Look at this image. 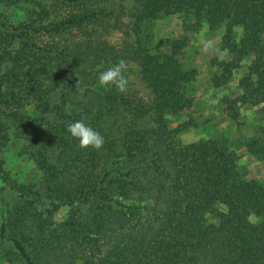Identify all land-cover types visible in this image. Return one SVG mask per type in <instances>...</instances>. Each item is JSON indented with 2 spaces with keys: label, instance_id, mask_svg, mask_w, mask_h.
I'll use <instances>...</instances> for the list:
<instances>
[{
  "label": "trees",
  "instance_id": "trees-1",
  "mask_svg": "<svg viewBox=\"0 0 264 264\" xmlns=\"http://www.w3.org/2000/svg\"><path fill=\"white\" fill-rule=\"evenodd\" d=\"M83 1L55 0L84 10L50 21L42 0H0L4 8L32 5L38 11L17 24L0 15V150L12 139L25 143L23 151L42 171L39 185L53 205L43 217L29 200L39 197V190L14 185L20 200L0 226L1 256L8 264H264V181L240 177L238 157L224 138L177 142L173 117L180 114L181 92L192 73L176 57L179 46L171 53L156 52L150 33L155 20L172 16L193 28L225 27L222 51L228 59L213 83L226 85L240 62L253 58L241 79L243 91L225 99L235 119L239 106L264 102V0H135L136 41L120 58L137 62L151 96L147 105L99 85L100 72L112 63L98 71L87 68L94 64L87 56L91 42L60 43L73 30L94 35L89 27L111 15L104 8L86 9ZM235 27L243 31L239 41ZM40 35L47 37L45 45L37 43ZM82 74L93 81L92 107L76 112L70 89L51 115L56 88L75 84ZM117 110L147 116L150 125L115 135L104 127L103 113ZM81 119L104 137L102 149L82 150L68 133L67 124ZM247 149L264 162V142L251 139ZM68 157L79 162L78 174L62 181V160ZM102 160L106 167L97 176ZM63 205L70 212L55 222L53 213Z\"/></svg>",
  "mask_w": 264,
  "mask_h": 264
},
{
  "label": "rangeland",
  "instance_id": "rangeland-1",
  "mask_svg": "<svg viewBox=\"0 0 264 264\" xmlns=\"http://www.w3.org/2000/svg\"><path fill=\"white\" fill-rule=\"evenodd\" d=\"M42 1L48 4L51 13L50 21L81 14V11L84 10L79 7L80 5L70 7L59 5L54 2L55 0ZM82 4H86L85 8L88 10L104 8L111 15L109 18L98 22L99 24L95 27H89L94 29L90 31L91 33L95 32L94 35L89 33V36L86 34L81 36L76 30H73L69 35L64 36L65 39L59 38L60 43L91 42L92 45L89 49L91 55L88 54L87 56L94 64L93 66L85 64L91 70H100L103 63L116 64L121 59L120 54L123 50L130 48L136 41L131 24V13L136 7V1L84 0ZM33 11L38 12L32 5L10 9L4 8L0 4V15H4L8 21L14 24L25 21L30 15L35 16ZM225 32V27L217 30H209L206 26L193 28L188 25V22L177 16L159 18L150 26L152 49L156 52L171 53L173 45L179 46L176 57L182 68L192 73V80L185 85L181 92L183 106L180 114L173 117L175 122L172 127L178 131L177 142L180 145L215 138L226 139L229 149L235 152L238 157L236 164L240 177L244 180L264 181V162L251 155L247 149V142L251 139L264 142V102L255 106H239L238 116L235 119L230 116L229 108L225 102L227 98L235 99L243 91L241 79L247 75L253 58L241 61L239 67L232 71L231 79L226 85L217 86L213 83V77L220 74V64L228 59L226 53L222 51ZM233 36L236 41H239L243 37L242 29L235 27ZM36 41L39 45H45L48 39L46 36L40 35L36 37ZM94 46L100 50H106L107 53L98 51L95 53ZM113 56L117 57L116 61ZM127 62V75L130 77L128 90L125 93H120L114 86L107 88L108 90L112 89L115 94L131 100L142 101L147 105L150 103L151 96L140 79L137 62ZM87 75L89 74H82L79 77L81 81L80 90H76L77 82L68 87L64 86L66 82H63L56 88L51 101L53 106V109H50L51 115H55L56 107L62 105V94L70 89H73L75 95L71 97L74 99L73 104L65 105L67 111H70L71 104L76 112L92 107L89 105L88 97L92 96L91 93L94 90L93 85L91 86L93 81L91 76ZM88 87L91 92H88ZM85 92L88 93L87 97L83 96ZM27 109L36 115L32 106L27 107ZM106 112L103 113L105 115L103 117L104 127L115 135L124 134L131 129L146 128L150 125L147 116L137 118L127 114V110L121 111L122 115L119 114L118 110L109 114L110 116ZM55 117L56 120L59 118L58 116ZM24 144V142L12 139L6 148L0 150V226L4 223L8 210L20 200V195L13 188L14 185L31 186L33 191L39 190L41 197L30 195L29 200L43 217H47L49 211L53 210V205L39 185L43 182V173L29 155L24 153ZM85 160L87 157L81 159L80 162ZM62 161V164L66 162L61 177L63 178L62 181L74 180V176L78 174L76 168L79 167V162L69 157ZM104 162V160L100 161V165H97L94 170V174L97 176L105 170ZM69 212L70 209L63 205L55 210L53 220L60 222L67 218ZM252 221L255 222L254 219ZM5 242L6 238L4 239ZM6 248H9V245ZM1 255L2 253H0V264H8Z\"/></svg>",
  "mask_w": 264,
  "mask_h": 264
},
{
  "label": "clouds",
  "instance_id": "clouds-1",
  "mask_svg": "<svg viewBox=\"0 0 264 264\" xmlns=\"http://www.w3.org/2000/svg\"><path fill=\"white\" fill-rule=\"evenodd\" d=\"M128 73V62L120 59L116 64L101 71L98 76V83L105 88L114 86L120 93L128 90L130 77ZM81 81L78 80L76 90H80ZM67 131L72 138L78 141V146L82 150L89 148L100 150L103 148L105 139L101 133L93 129L84 119L72 121L67 124Z\"/></svg>",
  "mask_w": 264,
  "mask_h": 264
}]
</instances>
